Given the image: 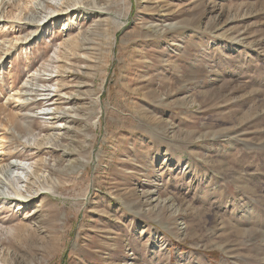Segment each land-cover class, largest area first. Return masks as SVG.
Wrapping results in <instances>:
<instances>
[{
	"label": "rangeland",
	"instance_id": "rangeland-1",
	"mask_svg": "<svg viewBox=\"0 0 264 264\" xmlns=\"http://www.w3.org/2000/svg\"><path fill=\"white\" fill-rule=\"evenodd\" d=\"M86 2L0 0V264H264V0Z\"/></svg>",
	"mask_w": 264,
	"mask_h": 264
},
{
	"label": "bare ground",
	"instance_id": "bare-ground-1",
	"mask_svg": "<svg viewBox=\"0 0 264 264\" xmlns=\"http://www.w3.org/2000/svg\"><path fill=\"white\" fill-rule=\"evenodd\" d=\"M52 3V2H51ZM53 3L54 5L52 6L51 9V12H48L50 14H45L44 15V19H43V23H40V22H32V23H27L24 21V24L28 25V24H31V25H35L36 29H40L42 25H45L46 22H50V21H59L61 23H64V27H66L67 23H70L71 24H74L76 23L77 19H78V22H79V19L82 17V14L81 12H83V10L81 9V6L84 5V4H87V2L85 3V0H53ZM90 5V4H89ZM49 6V5H48ZM51 6V5H50ZM87 7V6H86ZM90 7V6H89ZM85 8V7H84ZM73 17L74 16V20H70V17ZM41 18V17H40ZM1 20V18H0ZM38 21V20H37ZM78 24V23H77ZM36 32V31H35ZM30 35V34H29ZM33 35V34H32ZM70 36V34H69ZM69 38V37H68ZM67 47V45H66ZM60 97V96H59ZM59 101V100H58ZM58 105V104H57ZM56 108V107H55ZM60 108V107H59ZM45 109V108H44ZM49 109V108H48ZM62 112V111H61ZM65 112V111H64ZM59 113V112H58ZM57 113V114H58ZM60 114V113H59ZM44 115V114H43ZM48 115V114H47ZM59 116V115H58ZM57 116V117H58ZM52 117H55V114L52 112L51 113V118ZM62 117V115H61ZM64 117V116H63ZM59 118V117H58ZM71 118V117H70ZM69 118L66 120V124L68 123L69 124ZM74 120V119H73ZM51 130V129H50ZM27 131V130H25ZM28 133V132H27ZM46 137V136H45ZM51 136H49L50 138ZM53 139V138H52ZM40 140V139H39ZM48 140V139H47ZM44 141V140H43ZM46 141V140H45ZM51 141V139H50ZM39 142V141H38ZM41 142V141H40ZM49 142V141H48ZM67 150V149H66ZM70 155V154H69ZM65 156V155H64ZM69 158V157H68ZM69 160V159H68ZM39 164V163H38ZM13 167H15L17 169V171H21L22 173L21 174H16L17 175V178L19 181L22 179L20 177V175H23V173H27L28 170L30 171L29 174H28V177L26 179V184L24 185V188L25 189V193H26V190H30L31 189V186L34 184V182L36 183V180H39L41 179L42 177H40V175L42 174L40 172V169H39V165L36 166L33 170V167H26V165H23V164H13L12 165ZM11 167V168H13ZM77 167V166H76ZM15 169V170H16ZM42 170V169H41ZM27 171V172H26ZM46 172V171H45ZM44 174V173H43ZM47 175V174H46ZM44 176V175H43ZM14 177V176H13ZM48 179V177H46ZM45 178V179H46ZM8 179V178H7ZM15 179V178H13ZM24 180V179H23ZM14 181V180H13ZM17 181V180H16ZM23 182V181H22ZM25 182V181H24ZM39 183V182H38ZM42 183V182H40ZM2 186V185H1ZM4 186V185H3ZM49 186V185H48ZM43 187V186H42ZM7 189V188H6ZM5 189V190H6ZM45 189V188H44ZM47 189V188H46ZM33 190V189H32ZM22 191V190H21ZM8 193V192H7ZM22 193V192H21ZM8 195V194H7ZM21 195V194H20Z\"/></svg>",
	"mask_w": 264,
	"mask_h": 264
}]
</instances>
